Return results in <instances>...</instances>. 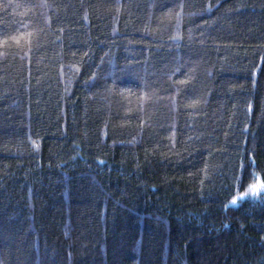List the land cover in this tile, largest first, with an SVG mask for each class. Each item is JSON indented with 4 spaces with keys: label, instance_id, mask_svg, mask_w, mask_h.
I'll return each instance as SVG.
<instances>
[{
    "label": "trees",
    "instance_id": "1",
    "mask_svg": "<svg viewBox=\"0 0 264 264\" xmlns=\"http://www.w3.org/2000/svg\"><path fill=\"white\" fill-rule=\"evenodd\" d=\"M252 184L264 0H0V264H264Z\"/></svg>",
    "mask_w": 264,
    "mask_h": 264
},
{
    "label": "snow or ice",
    "instance_id": "2",
    "mask_svg": "<svg viewBox=\"0 0 264 264\" xmlns=\"http://www.w3.org/2000/svg\"><path fill=\"white\" fill-rule=\"evenodd\" d=\"M260 187H264V185H260V184H252L251 186H250V188H251V190L255 193L256 191H257V189L258 188H260ZM242 196H243V194H241ZM234 203H235V198H234V201H233Z\"/></svg>",
    "mask_w": 264,
    "mask_h": 264
}]
</instances>
